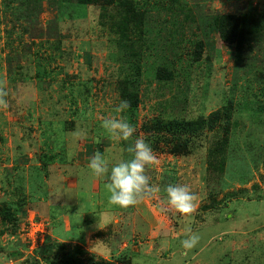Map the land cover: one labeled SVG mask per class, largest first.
I'll return each instance as SVG.
<instances>
[{
	"label": "rangeland",
	"instance_id": "374dc122",
	"mask_svg": "<svg viewBox=\"0 0 264 264\" xmlns=\"http://www.w3.org/2000/svg\"><path fill=\"white\" fill-rule=\"evenodd\" d=\"M63 3L0 0V264L54 260L59 250L113 264H264V30L240 54L210 26L214 15L254 13L264 0H140L143 38L135 28L127 47L100 6ZM136 55L141 102L117 113ZM163 64L173 80L157 78ZM224 105L234 111L231 142L212 195L208 137L217 133L174 153L158 121L207 118ZM105 119L128 122L133 136L110 135ZM137 139L153 148L146 175L159 191L110 205L106 178L89 161L97 151L109 167L129 160ZM178 184L194 196L190 214L167 202L166 188ZM3 204L16 230L3 223ZM193 234L197 245L185 249Z\"/></svg>",
	"mask_w": 264,
	"mask_h": 264
},
{
	"label": "trees",
	"instance_id": "16d2710c",
	"mask_svg": "<svg viewBox=\"0 0 264 264\" xmlns=\"http://www.w3.org/2000/svg\"><path fill=\"white\" fill-rule=\"evenodd\" d=\"M74 1L75 5L80 6L82 9L90 5L100 6L103 25L106 26V23H108L113 32L119 36L121 35L118 43L119 45L127 47L129 34L135 32V28L141 30V33L138 36L143 38L142 27L146 14L144 12L145 10L140 7V0ZM51 2L52 4H59V6L65 4L63 3V0H51ZM133 25L138 26L134 27ZM210 26L219 34L222 41L234 46L235 50L242 54L244 53L245 46L247 45L250 47L255 36L264 30V7L249 14L228 13L214 15L211 17ZM197 46L198 48L195 52L194 61H199L203 55V42H199ZM136 58H138L137 55ZM140 58L136 59V65L131 68V74L124 78L120 88L122 99L127 100L129 106L133 107V110H135L141 102V97L139 96L141 87L140 79L142 77ZM156 76L160 80H173L174 74L169 67L163 64L158 67ZM176 100L177 99L174 98L171 103L174 107L176 105ZM262 109L264 111V106H262ZM233 112L231 105H224L221 109L212 112L207 118L204 116H199L196 119H180L175 117L174 119L165 122L158 121L159 125L161 127L163 125L166 131L169 132L171 136V139L169 140L175 143L171 149L174 153L180 152L182 148H189L190 145L192 146L194 141H197L198 138L202 137L204 131L207 129L217 133L211 139L208 137L209 148L207 166L211 172L209 183L212 185V190L210 192L212 195L215 194L216 183L223 180L226 172V163L228 159L227 150L231 142L229 132L232 130ZM222 132L224 134H222ZM49 161L50 163L53 161V156L48 157V161H45L44 167L48 166ZM248 172H244L245 174L243 173V176L236 175L244 180L246 179L245 176L248 175ZM21 205V202L17 204L18 207ZM1 215L3 223L8 225L11 224L12 228L16 230L17 220L12 206L9 204H3L1 207ZM44 256L47 257L45 258L47 264H113L111 262H92V260L89 262L83 260L85 261L83 262L75 260L73 254H66L63 250L56 252L57 257H55L54 260L48 258L47 254ZM44 256L40 262L44 259ZM40 262L30 261V264H40Z\"/></svg>",
	"mask_w": 264,
	"mask_h": 264
},
{
	"label": "clouds",
	"instance_id": "9594fccd",
	"mask_svg": "<svg viewBox=\"0 0 264 264\" xmlns=\"http://www.w3.org/2000/svg\"><path fill=\"white\" fill-rule=\"evenodd\" d=\"M127 100H122L116 107L117 113L127 110ZM110 135L128 140L133 136L134 128L131 124L120 119H105L101 125ZM128 151L133 154L129 160L109 167L104 154L97 151L90 159L88 169L96 177L106 178L105 188L110 194V205L127 208L135 205L145 194L159 191L150 185V178L146 175V168L157 163L151 145L144 139H137ZM167 202L178 213L190 214L194 210V196L187 185H169L166 188ZM199 241L198 235H189L181 241L185 249H192Z\"/></svg>",
	"mask_w": 264,
	"mask_h": 264
}]
</instances>
